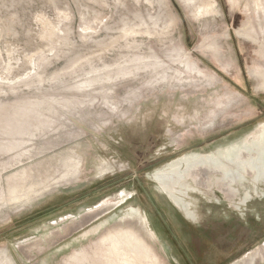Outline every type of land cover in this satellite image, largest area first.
<instances>
[{"label":"rangeland","instance_id":"obj_1","mask_svg":"<svg viewBox=\"0 0 264 264\" xmlns=\"http://www.w3.org/2000/svg\"><path fill=\"white\" fill-rule=\"evenodd\" d=\"M263 136L264 0H0V264H264Z\"/></svg>","mask_w":264,"mask_h":264},{"label":"flooded vegetation","instance_id":"obj_2","mask_svg":"<svg viewBox=\"0 0 264 264\" xmlns=\"http://www.w3.org/2000/svg\"><path fill=\"white\" fill-rule=\"evenodd\" d=\"M195 154H199V153H195ZM200 157H201V156H200ZM180 158H181V157L175 159L173 162L171 161V163L173 164V163L177 162L178 160H180ZM208 158H209V157H208ZM212 158H213V157H212ZM184 165H185V164H183V167H182V168L185 167ZM163 173H164V171H159L157 174H156V172H155L154 174H152V177H155V178L159 181V183L162 184V183L160 182L158 176H162ZM251 175H252L251 177H252L253 180H254V183L256 182L257 186H258L259 182L262 181V180L264 179V177H259V178H257V177H256V174H251ZM184 178H185V177H183V180H184ZM183 180H182V181H183ZM248 180H249V179H247V177L244 175L241 181H236V182L232 183V186L228 188L229 191H227V192H229L228 196H230V197H231L232 195L234 196L236 193H237V195H239V196L241 197L240 202H239V205H236L235 207H238V206H241V207H242V205H243L244 211H246V206H248L247 204L250 203V202L253 200L254 195H257V194H255V193H259V194H260L259 197H258V195H257L258 198H256V199H261V198L264 197V189H261V191L259 192L260 189H259L258 187H254V188H253V187H249L248 185H247V186L244 185ZM251 184H253V181L251 182ZM263 185H264V184H263ZM263 185H262V186H263ZM252 188H253L254 190H252ZM138 189H139V192H141L142 194H145V195H146V193L149 192V189H148L145 185H143V184H138ZM214 190H215V189H214ZM218 191L221 192V193H223V194H225V193L223 192V190L220 189V188L218 189ZM194 192H195V191H194ZM178 193H180V192H178ZM195 193H197V192H195ZM214 193H215V191H214ZM188 194H189V193H188ZM215 194L217 195V192H216ZM225 195H226V194H225ZM217 196H219V195H217ZM230 197H229V198H230ZM226 198H227V197H226ZM237 200H238V199H237ZM178 201H179V203H180L179 198H178ZM232 208H233V207H232ZM177 239H178V238H177ZM180 248H181V251H183V252L186 254L185 246L182 245V247H180ZM186 255H187V254H186ZM187 256H188V255H187ZM188 257H189V256H188ZM229 259H230V256L224 258V260H229ZM189 260H192L191 263H194L193 261H196L195 259H193V258H191V257H189Z\"/></svg>","mask_w":264,"mask_h":264},{"label":"trees","instance_id":"obj_3","mask_svg":"<svg viewBox=\"0 0 264 264\" xmlns=\"http://www.w3.org/2000/svg\"><path fill=\"white\" fill-rule=\"evenodd\" d=\"M108 185H110V184H108ZM105 187H106V186H105ZM105 187H104V188H105ZM61 207H63V206H61ZM61 207H58V208L54 209L53 211L51 210V211H49V212H47V213H45V214H43V215H41V216H45V215H47V214H50V212L52 213V212H54V211H57V210H59ZM38 218H39V217H37V218H35V219H38ZM35 219H34V220H35ZM32 220H33V219H32ZM30 221H31V220H30ZM30 221H29V222H30ZM23 225H24V224H23Z\"/></svg>","mask_w":264,"mask_h":264},{"label":"bare ground","instance_id":"obj_4","mask_svg":"<svg viewBox=\"0 0 264 264\" xmlns=\"http://www.w3.org/2000/svg\"><path fill=\"white\" fill-rule=\"evenodd\" d=\"M262 142L264 143V136L261 138Z\"/></svg>","mask_w":264,"mask_h":264}]
</instances>
